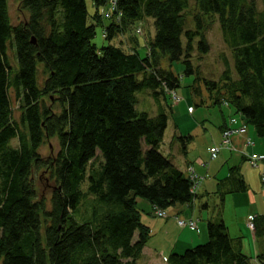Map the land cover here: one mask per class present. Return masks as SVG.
<instances>
[{"label": "trees", "instance_id": "1", "mask_svg": "<svg viewBox=\"0 0 264 264\" xmlns=\"http://www.w3.org/2000/svg\"><path fill=\"white\" fill-rule=\"evenodd\" d=\"M108 1L92 0L89 24L86 0H21L28 20L14 25L8 0H0V264H140L151 230L138 199L167 210L197 198L190 176L161 151L172 111L167 92L185 76L194 77L193 94L202 97L204 81L212 104L227 102L264 138V0H117L104 29L108 44L99 47ZM216 15L238 78L227 65L211 80L191 60L196 38L200 55L210 51ZM149 18L155 34L145 56L112 43ZM177 60L181 74L171 68ZM144 89L158 100L155 114L137 109ZM52 138L59 150L45 158L40 150ZM192 140L175 134L171 145ZM38 171L54 182L50 201L34 186ZM245 186L238 179V191ZM254 225L264 235V214ZM208 235L168 263L251 264L223 218L208 221Z\"/></svg>", "mask_w": 264, "mask_h": 264}, {"label": "crops", "instance_id": "2", "mask_svg": "<svg viewBox=\"0 0 264 264\" xmlns=\"http://www.w3.org/2000/svg\"><path fill=\"white\" fill-rule=\"evenodd\" d=\"M126 43H129L131 48L139 50L138 40L131 38L129 41L127 39ZM170 104L177 118H173L170 134L171 149L164 154L169 156L187 176H189V166H193L197 173L206 176L195 201L191 204L176 206L174 213L183 218L198 219V229L179 227L173 216L167 219L155 218L151 214L153 205L138 199V206L141 205L147 209V211L140 209L142 222L151 230L139 263L169 264L163 263L162 260L166 262L172 253H183L188 248L207 242L208 221L223 218L231 236L241 241L243 252L250 258L251 264H264V235L257 236L255 230L249 227L251 216L257 217L264 214V160L259 161L256 168L251 166L249 160L252 154L264 155V138L260 137L255 127L248 124L230 105H218L219 111L216 112L215 120L218 130L212 129L214 131L212 133L210 130L212 133L210 134L207 126L205 128L202 124L196 125L198 121L195 116L196 108L193 113H190L186 112L184 105L183 111L178 113L177 110L175 111V104L178 103L171 101ZM189 106L193 104L187 103V108ZM170 119L169 116L167 130L170 128ZM233 119L236 120L235 123L231 122ZM242 124H247V132L233 137V149L223 148L219 157L211 160L210 149L213 145L221 143L224 128L227 125L238 127ZM175 134L192 135L193 140L186 146L181 141L171 145ZM248 138L252 139L254 145H246ZM231 168H237V172L230 179ZM238 179L244 180L246 185L240 191L237 187ZM223 180L226 183L222 186L220 182ZM153 218L154 221L150 222Z\"/></svg>", "mask_w": 264, "mask_h": 264}, {"label": "rangeland", "instance_id": "3", "mask_svg": "<svg viewBox=\"0 0 264 264\" xmlns=\"http://www.w3.org/2000/svg\"><path fill=\"white\" fill-rule=\"evenodd\" d=\"M86 1H87L88 9H89L88 22H89V24L96 23V20L93 18V15L95 14L96 9L92 3V0H86ZM256 1L258 4L262 5V0H256ZM20 3H21V0H8L9 14H10L12 23L14 25L24 23L28 20V13L21 8ZM111 5H112V3H111ZM101 8H100V10L103 11V8L102 9ZM106 12H108V10ZM107 17H108V15H107ZM107 17L103 16V18H102L103 22L98 23L97 27H96L97 35L94 38V42L99 47L108 44V41L106 40V37L104 36V32H105L104 29L110 23V19ZM154 34H155L154 19L149 18V20H144L142 22L138 21L126 33L118 35L112 41V43L119 45L126 50H131L132 48L129 46V43H126V41H127V39L129 41L131 38H135L139 41V51H140L141 55L145 56L146 52H149V50H150L149 49V42L152 39V37L154 36ZM207 39H208L209 44H210V51L206 54H203V55H200V53L197 49L199 39L196 38L194 41V47L195 48L191 51V54H192L191 60L194 64V66L195 67L200 66L201 72L203 74L202 76H205L206 78H209L211 80L219 81L222 77L223 71L225 70L227 65H229L232 72L234 73V76L238 78V74H237V71L235 68L234 57H233V54H232L230 48L226 45V43L224 41L223 33H222V29H221V24H220L218 15H216L215 20L213 19V21L211 23V27L207 33ZM183 43L186 46L185 37H183ZM225 57L229 61H226ZM10 58H11L13 63L16 61L15 57H14V52L12 50H10ZM172 65L173 66L171 68L176 74H181L185 69V64L182 61H178V60L174 61V63ZM164 66L169 67V65L167 63H165ZM42 71H43V68L40 67V72L42 73ZM193 79H194V77H187V76L183 77L180 87L177 88V94L179 95L180 99L178 97L174 98V96L171 92H167V97H166L167 101L169 103H171V101L173 103H178V104H175L176 105L175 111L177 110L178 113H181L183 111L182 106H184V105L186 106V108H185L186 112L193 113L195 108H196V115L195 116L198 119V121H196V125L199 126L200 124H202L205 128L207 126V128L209 130L208 132L210 134H212L214 131V130L212 131V129L218 130V128L216 127L217 123L215 120H216V112L219 111V106H218V104H212V102H214V99H213L214 96L211 97L210 92L206 88V84L204 83V81L199 82L201 93L203 91L202 97L196 96L195 94H193L192 88H191V84L193 83ZM137 98H138L137 109H139L140 111L145 110L146 112H149L150 114H155L158 111L159 103H158V100H156L155 96L151 93V90L144 89V90L138 91L137 92ZM202 99H204L203 104L201 102ZM161 102H162L161 106H163L164 108L166 107V109L168 110V108L165 104V98L164 97L161 98ZM48 103L52 107L53 106L56 107L59 104L57 99H55V98H53V99L48 98ZM187 103H191V104H193V106H189L187 108ZM226 104H228V103L225 102L224 105H226ZM14 110H15V117L19 118L20 112L17 109V107H15ZM168 112H169V110H168ZM169 116L171 118L170 119V128L167 130L165 138H164V142L162 144V148H161L162 153H165L167 150L171 149V146H170L171 135L170 134H171V130L173 127V118H177V116H175V114L172 111L169 112ZM210 130L212 131V133ZM235 135L236 134L231 136L232 145H233V137ZM222 140H223V137H222ZM248 140H251V143H248L246 145H254V142L252 141L251 138H248L247 141ZM13 143L16 144L17 143L16 140L13 141ZM225 148L233 149V147H225ZM58 150H59L58 139L52 138V139L46 140V143L42 146L40 153L43 157L48 158V157H52L53 155L57 154ZM247 167L249 168V166H247ZM253 167L256 168L255 166H253ZM33 181H34L33 182L34 186H35L40 198L45 197L50 201V198H51V195H52V192L54 189V182L51 179V177L49 176L48 171L47 172L38 171V172L34 173ZM145 202L150 204L147 200H145ZM138 207L141 210L147 211V209L142 207L141 205H139ZM151 212H152L151 214L153 217L159 218V219H161V218L167 219V218L173 216L175 218L177 224L179 225V227L191 229L188 226H182L179 224V220L183 219V217L174 213L175 212L174 207L167 209L166 210V216H163V217H160L157 215V213H156L157 208H155L154 206L152 207ZM252 217L254 218V216H252ZM152 221H154V218L152 220H150V222H152ZM155 222L158 224L157 220H155ZM253 223H254V221H253ZM191 230H194V229H191ZM162 262L168 263V261L164 262L163 260H162Z\"/></svg>", "mask_w": 264, "mask_h": 264}, {"label": "built area", "instance_id": "4", "mask_svg": "<svg viewBox=\"0 0 264 264\" xmlns=\"http://www.w3.org/2000/svg\"><path fill=\"white\" fill-rule=\"evenodd\" d=\"M112 3V5H111ZM116 3L117 0H110L109 1V5L110 6V11L115 9L116 7ZM174 96V98L178 97L176 95L175 92H171ZM180 99V98H179ZM236 120H232V123H235ZM247 132V125L246 124H242L241 126L238 127H227L224 131H223V140L222 143L220 145H214L211 148V158L212 159H216L217 156L219 155V152L221 151L222 148L224 147H232V138L231 136L236 134H244ZM247 143H251V140H248ZM264 160V155H259V154H252L250 157V162L253 166H257L258 165V161ZM190 174H191V181H192V187H191V192L193 194H195L197 192V189L199 188L200 184L203 182L204 177L202 175H199L198 173H196V171L194 170V168H190L189 169ZM155 208H157V215L160 217L166 216V210H163L157 206H154ZM254 218L250 217L249 219V227L251 229H254ZM179 224L182 226H188L191 229H198V220L194 219V218H183L179 220Z\"/></svg>", "mask_w": 264, "mask_h": 264}, {"label": "water", "instance_id": "5", "mask_svg": "<svg viewBox=\"0 0 264 264\" xmlns=\"http://www.w3.org/2000/svg\"><path fill=\"white\" fill-rule=\"evenodd\" d=\"M33 42L35 43V38H33Z\"/></svg>", "mask_w": 264, "mask_h": 264}]
</instances>
